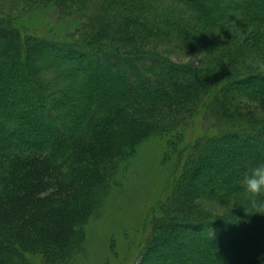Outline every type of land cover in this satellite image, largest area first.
<instances>
[{
	"label": "trees",
	"instance_id": "1",
	"mask_svg": "<svg viewBox=\"0 0 264 264\" xmlns=\"http://www.w3.org/2000/svg\"><path fill=\"white\" fill-rule=\"evenodd\" d=\"M127 3L69 40L0 6V264L75 261L121 162L152 137L177 150L196 117L215 132L181 153L141 264H262L264 209L248 213L240 181L264 161V0H173L166 35L201 49L187 63L140 48L156 26Z\"/></svg>",
	"mask_w": 264,
	"mask_h": 264
},
{
	"label": "rangeland",
	"instance_id": "2",
	"mask_svg": "<svg viewBox=\"0 0 264 264\" xmlns=\"http://www.w3.org/2000/svg\"><path fill=\"white\" fill-rule=\"evenodd\" d=\"M108 1L77 0L73 10L65 13L48 0H0V6L10 10L15 4V13L21 11V18L32 29L41 33H55L61 39L69 40L72 36L77 37L75 33L104 30L96 17L108 12L105 6ZM134 1L135 10L127 3L123 6L124 12H132L133 19L141 18L143 24L147 22L156 26L149 25L152 33L141 27L143 36L139 40L143 43L139 44L140 48L185 63L199 55L201 49L195 50L166 35L163 26L174 9L173 0ZM128 2L133 3V0ZM153 34H159V37L155 38ZM208 129L203 118L196 117L185 131L184 141L177 150L165 139L152 137L122 161L115 184L104 194L100 208L86 225L85 251L69 264H141L142 249L152 231V219L160 214L161 204L172 191L180 168L179 157L197 138L207 133L214 134L215 130ZM200 204L205 211L214 215L236 211L235 203L232 202L205 198Z\"/></svg>",
	"mask_w": 264,
	"mask_h": 264
},
{
	"label": "clouds",
	"instance_id": "3",
	"mask_svg": "<svg viewBox=\"0 0 264 264\" xmlns=\"http://www.w3.org/2000/svg\"><path fill=\"white\" fill-rule=\"evenodd\" d=\"M240 183L247 196V204L256 211L248 213H261L264 209V161H259L248 168ZM262 214V213H261ZM264 264V259H262Z\"/></svg>",
	"mask_w": 264,
	"mask_h": 264
}]
</instances>
